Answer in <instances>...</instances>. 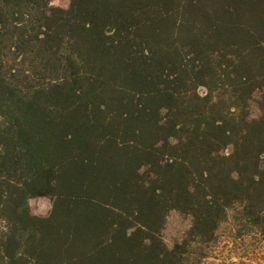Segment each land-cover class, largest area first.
Instances as JSON below:
<instances>
[{"label": "trees", "instance_id": "trees-1", "mask_svg": "<svg viewBox=\"0 0 264 264\" xmlns=\"http://www.w3.org/2000/svg\"><path fill=\"white\" fill-rule=\"evenodd\" d=\"M235 206L264 233V0H0V264H183L168 211Z\"/></svg>", "mask_w": 264, "mask_h": 264}, {"label": "rangeland", "instance_id": "rangeland-1", "mask_svg": "<svg viewBox=\"0 0 264 264\" xmlns=\"http://www.w3.org/2000/svg\"><path fill=\"white\" fill-rule=\"evenodd\" d=\"M70 0H51V5L68 8ZM258 95L250 102L251 116L261 114ZM30 213L46 217L52 208L48 196H31L28 199ZM235 206L216 229L206 235L191 231L193 218L185 212L171 209L162 226V239L168 249L180 245L183 264H264V233L255 223L241 214Z\"/></svg>", "mask_w": 264, "mask_h": 264}]
</instances>
